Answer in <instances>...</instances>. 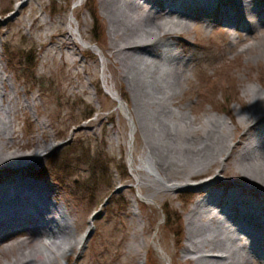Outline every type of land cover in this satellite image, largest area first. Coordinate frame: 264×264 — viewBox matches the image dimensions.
Wrapping results in <instances>:
<instances>
[{"label": "rangeland", "instance_id": "obj_1", "mask_svg": "<svg viewBox=\"0 0 264 264\" xmlns=\"http://www.w3.org/2000/svg\"><path fill=\"white\" fill-rule=\"evenodd\" d=\"M219 1L222 8L233 4L231 0ZM34 2L40 20L78 17L82 33L93 45L102 49L109 46L110 25L102 15L100 0H85L82 5L79 0H43L44 7L39 1ZM263 7V0H249L243 9L258 11ZM31 12L32 7L26 0H0V65L8 78L3 88L11 92L14 87L20 103L29 104L17 111L14 120L21 143L25 144L21 151L34 150L39 138L47 145L57 143V147L36 163L1 168L0 185L12 178H22L44 186L47 195H34V200L40 207L50 204L60 210L66 232L77 239L90 225L93 226L85 246L73 252L70 258L62 259L60 264H195L193 258L201 253L184 251L186 217L194 202L203 195V190L183 187L170 191L161 179L149 172L143 166L147 154L144 133L136 137L135 153L130 159L129 116L104 85L106 81L116 87L122 101L132 108L134 103L140 104L137 80H143L149 71L158 70L156 82L162 83L171 72V66L150 62L147 56L141 55L133 63L129 61V65L136 68L133 82L123 76L120 67L112 61L103 67L99 55L81 44L78 49L72 48L78 59L75 65L66 60L65 54L69 51L66 48L63 57L62 53H57L52 60L45 57L53 45L44 35V26L30 29ZM119 13L125 18L132 10L122 3ZM255 14L261 18V27L251 32L246 21L255 19ZM25 16L29 18L27 25L30 23L27 27L20 21ZM84 20L88 26L83 27ZM66 27L67 23V30ZM182 36V41L174 48L183 59L190 60L186 68L189 80L183 83L185 91L179 98L183 100L179 105H186L182 111L192 117L208 118L219 114L234 128L240 113L246 110L243 105L248 100L245 90L249 93L255 88L264 91V9L261 15L241 10L231 25L220 9L201 10ZM169 39L167 36L159 42L158 49H163L162 44ZM46 41L47 45L44 44ZM252 42L254 44L250 45ZM138 69L143 71L139 75ZM173 87L179 90L178 85ZM149 106L147 111L152 114L153 108ZM90 114L93 116L86 120ZM154 117L155 114H147L143 124H148V141L155 150V158L160 160L163 154L154 146L161 149L165 133L151 130L157 125ZM164 121L171 127L179 123L172 116ZM40 122H44L45 135ZM121 132L123 138L119 137ZM243 132L244 129L238 131L229 143L235 146L240 141L245 142L240 138ZM177 148L176 151L180 150ZM168 161L177 166L185 163L188 172L195 169L191 162H181L178 157L170 156ZM217 165L192 182L210 179ZM134 169L139 170V176L151 190L145 191L138 186ZM247 169L251 171L249 165ZM221 179L223 182L217 184L221 190L227 186L228 190H233L235 185L250 183L230 173L221 174ZM57 209L48 210V214L59 218ZM29 212L28 208L24 210L25 215ZM18 228L9 227L4 232L13 235L20 230ZM23 233L16 239L26 237V232ZM212 233L205 227L202 237L207 239ZM12 241L0 243V248ZM136 250L139 252L135 253ZM8 260H12L11 253L6 257L0 254L2 264Z\"/></svg>", "mask_w": 264, "mask_h": 264}, {"label": "bare ground", "instance_id": "obj_2", "mask_svg": "<svg viewBox=\"0 0 264 264\" xmlns=\"http://www.w3.org/2000/svg\"><path fill=\"white\" fill-rule=\"evenodd\" d=\"M34 1L26 0L32 7L29 15L32 21L31 24L29 23L30 29L44 26V35L49 37L53 45L45 57L54 60L57 53H62L63 57V49L66 48L69 49L65 54L66 60L75 65L78 59L75 57L76 51L72 48L78 49V44H81L99 55L103 67L108 61H112L120 67L122 75L133 82H135L136 68L129 63L141 58V55L147 56L150 62H161L171 66V72L166 74L167 78L162 83L156 82L158 70L149 71L143 80H137V91L141 92L140 104L136 102L132 108L122 101L116 87L104 81L107 92L118 100L122 111L129 116L130 159L132 160L131 157L135 153L133 143L136 137L144 133L147 154L143 166L149 172L161 179L170 191L183 187L203 190V195L194 202L186 217L187 242L184 251L198 255L201 253L196 259L193 258L195 264H264V91L255 88L249 93L247 89L245 90L248 100L243 105L246 110L240 113L238 124L234 128L224 121L226 117L219 114L208 118L200 115L192 117L182 111L186 105H179L183 103V100H179L180 95L185 91L183 83L189 80L186 68L190 60L183 59L181 54L174 50L182 41L183 32L189 30L191 20L198 11H214L218 8L231 25L241 10L250 14L258 12L261 15L264 7L259 8L258 11L243 9L249 0H231L233 4L229 8L220 7L219 0H100L102 15L110 25V44L102 49L98 45H93L86 34L82 33L78 17L70 19L60 17L55 21L40 20L33 7ZM36 1L43 6V0ZM84 1L79 0V4L82 5ZM122 3L127 4L132 10V14L125 18L124 14L119 13ZM72 12L75 16L74 10ZM254 17L255 19L246 21V26L251 32L261 27V18L258 19L256 14ZM29 18L25 16L20 21L27 27ZM82 24L83 27L88 26L86 20ZM167 36L170 39L162 44L163 49H158V43ZM44 44L47 45V41ZM253 44L252 42L250 45ZM142 72L137 70L138 75ZM7 80L0 65V169L21 164L25 167L30 163H36L57 147V143L47 145L39 138L34 150L28 153L21 151L25 144L21 143L14 120L17 111L29 104L20 103L14 87L11 92L3 88ZM174 84L179 86V90L173 87ZM147 105L153 108L154 113H148ZM147 114L148 116L155 114L153 119L157 127L151 130L165 133L161 149L154 146V149L163 154L160 160L155 158V150L148 141V133H150L148 124H143ZM169 116L179 123L171 127L164 121ZM40 123L44 130V122ZM243 129L240 138H244L245 142L240 141L235 146L229 143L231 138ZM119 137L123 138L122 132ZM176 147L180 150L177 148L176 151ZM170 156H174L175 159L178 157L181 162L183 160L191 162L195 165L194 171L188 172L185 163L177 166L173 161H168ZM216 165L210 179L192 182ZM247 165L251 167V171H248ZM134 172L137 175L138 186L145 191L151 190V187L139 176V170L134 169ZM229 173L247 179L246 181L250 183L235 185L233 190H228V186L219 189L217 184L223 182L221 174ZM47 193L44 186L30 183L22 178H12L0 185V243L14 240L0 248V254L3 256L6 257L7 253L12 254V260L4 264H60L62 259L70 258L73 252L85 246L93 226L90 225L78 239L67 233L61 222L63 215L60 210L50 204H43L44 206L40 207L33 198L34 195L46 196ZM27 208L30 212L25 215L24 210ZM55 209L59 218L48 214V210L52 212ZM201 221L207 222L201 223ZM9 227L15 229L20 227L18 228L20 230L13 235H7L4 230ZM205 227L213 232L207 239L202 237ZM23 231L26 232V237L16 239L20 234H25ZM138 252L136 250L135 253Z\"/></svg>", "mask_w": 264, "mask_h": 264}, {"label": "trees", "instance_id": "obj_3", "mask_svg": "<svg viewBox=\"0 0 264 264\" xmlns=\"http://www.w3.org/2000/svg\"><path fill=\"white\" fill-rule=\"evenodd\" d=\"M92 116H93V114H92V115L90 114V115L86 118V120L90 119Z\"/></svg>", "mask_w": 264, "mask_h": 264}, {"label": "water", "instance_id": "obj_4", "mask_svg": "<svg viewBox=\"0 0 264 264\" xmlns=\"http://www.w3.org/2000/svg\"><path fill=\"white\" fill-rule=\"evenodd\" d=\"M68 142V141H67ZM67 142H65L64 144H66ZM64 144H62V145H64Z\"/></svg>", "mask_w": 264, "mask_h": 264}]
</instances>
